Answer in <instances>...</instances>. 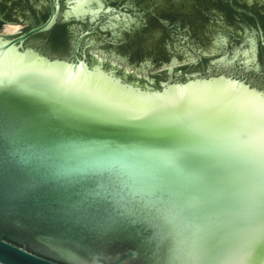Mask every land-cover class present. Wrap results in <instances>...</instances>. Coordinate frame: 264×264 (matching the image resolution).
I'll return each instance as SVG.
<instances>
[{"label": "water", "instance_id": "water-1", "mask_svg": "<svg viewBox=\"0 0 264 264\" xmlns=\"http://www.w3.org/2000/svg\"><path fill=\"white\" fill-rule=\"evenodd\" d=\"M127 3L111 0L140 19L143 11ZM69 4L67 16L92 20L105 9L103 0ZM59 16L54 0L44 22L18 35L0 31V264H264V140L244 128L249 104L264 100L260 24L257 31L247 18L233 20L232 30L252 34L256 46L252 38L217 60L229 66L243 54L249 66L257 53V72L245 73L256 84L220 73L156 87L144 79L156 85L165 64L176 60L186 70L188 25H154L164 45L157 59L121 52L126 36H83L84 56L94 44L127 59L129 78L140 83L105 68L98 53L95 62L80 58V41L71 57L44 36L25 46ZM115 17L112 28L122 21ZM65 24L77 34L91 30L86 20ZM222 30L200 19L192 38L214 49L215 36L229 37ZM207 62L190 70L204 73Z\"/></svg>", "mask_w": 264, "mask_h": 264}, {"label": "flooded vegetation", "instance_id": "flooded-vegetation-1", "mask_svg": "<svg viewBox=\"0 0 264 264\" xmlns=\"http://www.w3.org/2000/svg\"><path fill=\"white\" fill-rule=\"evenodd\" d=\"M118 1V0H116ZM126 5L127 10L135 11L137 7L143 11V14L139 13L138 16L143 18L145 22L143 27H141V20L134 17L132 13L123 12L120 9H117L114 5L111 4V0H103L105 9L97 16L95 19H91L89 16L86 17H77L75 15H66L67 10L70 8L69 0H58L60 8V16L57 23L46 32L38 33L32 35L25 41V46H30L28 42L35 37L44 36L50 43V35L53 29L59 25L64 28V40L66 45L63 48H60L58 51L60 53H69L64 57H71L75 44L80 41V46L78 50V56L85 59L89 63L95 62L98 60L97 55L100 54L103 56L102 64L105 68L112 69L116 71L119 75H127L128 80L130 81H139L141 83L140 77L136 76L135 80L129 78L127 67L129 70L132 66L127 65V59L117 56L116 54L109 53L106 54L100 50H96L95 45H91L92 52L89 57L84 56L83 53H87L83 50L84 39L83 36L89 33L104 32L106 31L113 38L124 39L126 36V41L119 45V50L121 52H128L132 57L138 56L142 53H147L154 58L164 56V45L161 43V37L154 34V25L158 22L169 21L171 24H175L177 27H183V25H188L190 28L186 29L190 33L188 39L190 42H185V46L194 54L198 60H194V56L191 53H188L185 56L187 68L186 70L181 69L179 66H176L177 61L174 60L169 64L164 65L165 78L158 80L157 84L151 83L149 80L144 79V83L158 87L162 81H176V80H185L187 76L191 75H210V74H226L238 79H244L247 82L256 84L254 80H250L245 76L246 72L256 73L257 72V53L256 59L249 66L245 64L243 54L240 55L233 63L229 66L219 64L218 59L222 56H232L234 51L239 48L243 50L244 48L249 47L250 40L253 38L256 46V39L252 34L245 35L241 37L235 33L230 24L232 21H240L247 18L252 21L259 31L260 24L263 35H264V11L258 10L257 5L261 3L259 0H127ZM54 0H0V18L4 20V25L6 23H16L19 24L25 19L28 20V25L25 29H21L18 33H9L6 35H18L19 33L28 30L34 25H38L44 22L50 15L51 8L53 6ZM249 3L251 6H249ZM17 7L22 17H14L11 15L8 8ZM136 7V8H135ZM46 8L48 9L46 11ZM110 10L108 11V9ZM40 9V14H36V10ZM115 16L121 17V22L117 27L112 28L109 26L110 19H116ZM70 18L74 20H86L90 24V31H84L80 34L76 33L75 26H67L65 23ZM125 19L129 23L125 22ZM200 19H212L229 36L226 37L223 34H219L214 37L213 48L214 49H199V45L193 40V31L196 23ZM3 25V26H4ZM3 28V27H2ZM2 28L0 31H2ZM143 28V31L141 30ZM222 30V32H223ZM2 33V32H0ZM5 34V33H2ZM163 34V33H162ZM152 40L150 42H144L146 39ZM141 39L143 41L141 42ZM244 41V44L232 45L241 43ZM36 48V47H35ZM41 50L40 48H37ZM258 47H256V50ZM262 49L264 47L262 46ZM70 50V51H69ZM42 51V50H41ZM43 52V51H42ZM212 52H215L214 55H209ZM46 53V52H44ZM95 53V54H94ZM47 54V53H46ZM63 57V56H61ZM205 60H208L207 67L205 68L204 73L199 71H192L191 66L197 63H204ZM150 65V62H148ZM173 66L171 70L170 66ZM134 69L135 74H143V68ZM160 73H156L159 75ZM142 83V84H144ZM258 85V84H257Z\"/></svg>", "mask_w": 264, "mask_h": 264}, {"label": "snow or ice", "instance_id": "snow-or-ice-1", "mask_svg": "<svg viewBox=\"0 0 264 264\" xmlns=\"http://www.w3.org/2000/svg\"><path fill=\"white\" fill-rule=\"evenodd\" d=\"M244 128L250 135H259L264 140V100L258 107L249 104L244 115Z\"/></svg>", "mask_w": 264, "mask_h": 264}, {"label": "trees", "instance_id": "trees-1", "mask_svg": "<svg viewBox=\"0 0 264 264\" xmlns=\"http://www.w3.org/2000/svg\"><path fill=\"white\" fill-rule=\"evenodd\" d=\"M50 43L55 50H59L60 48H63L66 43L64 40V28L62 26L57 25L51 35H50Z\"/></svg>", "mask_w": 264, "mask_h": 264}, {"label": "bare ground", "instance_id": "bare-ground-1", "mask_svg": "<svg viewBox=\"0 0 264 264\" xmlns=\"http://www.w3.org/2000/svg\"><path fill=\"white\" fill-rule=\"evenodd\" d=\"M20 29V25L16 23H6L2 28L3 32L12 33Z\"/></svg>", "mask_w": 264, "mask_h": 264}, {"label": "rangeland", "instance_id": "rangeland-1", "mask_svg": "<svg viewBox=\"0 0 264 264\" xmlns=\"http://www.w3.org/2000/svg\"><path fill=\"white\" fill-rule=\"evenodd\" d=\"M19 25H20V28H23V27L27 26L28 24L19 23Z\"/></svg>", "mask_w": 264, "mask_h": 264}]
</instances>
